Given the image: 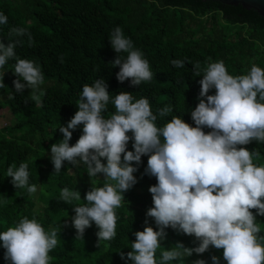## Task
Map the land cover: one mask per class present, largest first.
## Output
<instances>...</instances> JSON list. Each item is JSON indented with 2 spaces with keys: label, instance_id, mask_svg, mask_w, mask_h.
I'll return each instance as SVG.
<instances>
[{
  "label": "trees",
  "instance_id": "16d2710c",
  "mask_svg": "<svg viewBox=\"0 0 264 264\" xmlns=\"http://www.w3.org/2000/svg\"><path fill=\"white\" fill-rule=\"evenodd\" d=\"M0 12L7 24L0 25V42L5 46L17 43V57L33 61L41 68L45 82L42 106L29 99L31 89L16 93L13 81L15 59L0 69L5 72L0 88V119L5 111L10 123L0 125V232L15 226L20 219L35 217L46 231L61 228L58 245L49 255L50 264H133L121 259L135 241V233L145 227L158 230L152 218L146 217L153 200L149 188L157 184L155 177L145 174L148 156L133 175L137 183L123 193L125 201L116 210L118 217L116 237L111 241H98L99 229L95 223L78 239L72 226L74 206L86 203L85 194L92 187H102L105 177H89L86 166L72 167L67 161L59 175L54 174L51 162V146L63 139L60 126H67L73 118L85 84L92 85L104 79L111 98L121 92L131 93L134 102L140 98L149 100L153 114L165 105L173 111L157 120L163 127L173 116L182 118L192 127L195 124L191 112L199 103L201 91L193 72V64L223 61L230 75L247 74L253 64L264 68V17L255 10H245L241 5L231 6L213 0H0ZM13 27L27 29L33 37L29 47L28 36H9ZM115 27L122 28L124 35L133 41L149 61L153 79L131 86L130 80L120 83L116 74L120 68L112 63L126 53L117 54L110 44ZM210 58V60H209ZM185 60L184 68H176L171 61ZM21 83H26L21 79ZM215 89L209 95H214ZM115 113L111 100L105 118ZM82 125L73 132L70 146L82 135ZM208 133L211 129L204 128ZM128 135L131 137L132 133ZM132 140L128 151H134ZM257 150L261 159L254 161L264 165V143L253 141L245 146ZM79 159V158H78ZM123 159V157H122ZM21 162L29 167V184L37 185V192L29 195L27 189H17L7 177V168ZM106 164V160H102ZM67 187L81 193V201H60L61 190ZM7 202H4V201ZM255 215V210H252ZM146 218L148 224H145ZM264 236V216H256ZM166 238L157 250L159 261L162 250H171L177 242L185 247H196L194 236L168 228ZM6 249L0 241V264H11L5 259ZM223 259V249L210 246L204 254H193L183 264H193L203 259L212 264L211 257ZM170 264H182L172 261Z\"/></svg>",
  "mask_w": 264,
  "mask_h": 264
},
{
  "label": "clouds",
  "instance_id": "9594fccd",
  "mask_svg": "<svg viewBox=\"0 0 264 264\" xmlns=\"http://www.w3.org/2000/svg\"><path fill=\"white\" fill-rule=\"evenodd\" d=\"M7 22V16L0 12V25ZM25 35L31 47L33 37L27 29L13 27L9 31V36ZM109 41L117 54H127L112 63L120 68L116 74L120 83L130 80L131 86H139L153 79L149 61L122 28L115 27ZM17 43L5 46L0 42V69L15 59L16 93H23L27 87L31 89L29 99L42 106L44 75L33 61L17 57ZM171 63L176 68L185 67V60L174 59ZM192 66L197 77L203 73L199 103L191 112L195 127L176 116L158 127V117L168 116L173 111L171 105L153 114L147 98L134 102L133 95L126 92L111 98L102 78L83 86L78 111L66 127H59L63 139L50 149L54 174L59 175L67 161L74 168L86 166L89 177H105L102 187H92L85 194L86 203L73 208L76 238L82 239L93 222L99 229V242L116 237V210L125 201L123 193L138 182L133 175L138 167L133 164L139 166L141 157L148 156L145 174L155 177L157 184L149 188L154 206L147 210L146 217L154 220L158 230L147 226L136 232L132 251L126 257L120 253L121 259L133 264H183L185 258L204 254L212 246L223 249L227 264H264V236L259 235L261 226L256 221V216H264V165L254 163L261 159L259 151L238 147L253 141L264 143V68L253 64L247 74L234 76L223 61L208 62L203 67L197 61ZM4 75L0 72V88L5 87ZM212 89L215 94L209 95ZM110 100L115 113L105 118ZM81 125L82 135L70 146L73 132ZM204 128L211 131L205 133ZM130 140L134 141V151L127 150ZM28 167L27 162L19 167L10 165L6 175L15 188H26L32 195L37 185L29 184ZM60 201H81V193L64 187ZM168 228L194 236L198 246L185 247L177 242L171 250H162L158 261L156 253L162 248ZM60 231H46L35 217H23L0 232L5 259L11 264H50L49 253L57 247ZM211 260L219 264L218 257L212 256ZM193 264L206 261L198 259Z\"/></svg>",
  "mask_w": 264,
  "mask_h": 264
},
{
  "label": "water",
  "instance_id": "95a60500",
  "mask_svg": "<svg viewBox=\"0 0 264 264\" xmlns=\"http://www.w3.org/2000/svg\"><path fill=\"white\" fill-rule=\"evenodd\" d=\"M210 1V0H207ZM222 4L238 6L241 5L245 10H255L264 17V0H213Z\"/></svg>",
  "mask_w": 264,
  "mask_h": 264
},
{
  "label": "rangeland",
  "instance_id": "374dc122",
  "mask_svg": "<svg viewBox=\"0 0 264 264\" xmlns=\"http://www.w3.org/2000/svg\"><path fill=\"white\" fill-rule=\"evenodd\" d=\"M10 122H11L10 121V115L7 112L4 111L2 113V117L0 119V125H1V127H3L4 125H6V124H8ZM102 177H104V176L102 175Z\"/></svg>",
  "mask_w": 264,
  "mask_h": 264
}]
</instances>
